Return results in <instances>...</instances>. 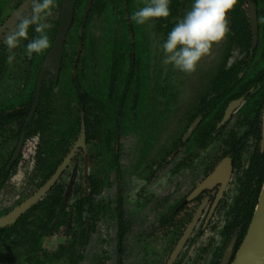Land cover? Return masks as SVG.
<instances>
[{
  "label": "flooded vegetation",
  "instance_id": "1",
  "mask_svg": "<svg viewBox=\"0 0 264 264\" xmlns=\"http://www.w3.org/2000/svg\"><path fill=\"white\" fill-rule=\"evenodd\" d=\"M92 0L89 5V0H76L73 7V20L71 23L70 28L67 31L66 38L64 40L63 44V53H62V60H61V66L59 69V73L57 74V79L54 78V76L51 73H45L43 76V83L41 86V89L43 87V84H46L47 87L50 88L51 96H49L50 103V114H48L46 120L49 122L50 128L49 130L42 132L41 130H37L36 134L32 135L29 138H25L24 131L21 132L17 138V143L12 149V147H9V145L5 143H1L6 137H15L16 133V126H18V122L11 120L8 124L6 123V126L0 125V156H6L9 153L10 160L12 158V155L16 149V146L19 142V139L21 137V134L24 133V140L23 144L21 146L20 154L18 158L10 164L9 163L6 167V171H9L14 163L18 160V163L23 160L27 161L26 164L27 167L31 165L32 172L39 167V164H37L39 161H45L46 158L49 156V154L46 152L48 151L46 147H43V144L47 142V135L50 137L52 136L51 142L53 145L58 143L60 139L62 138V131L63 128L58 123L57 125H53V95L55 89L58 87L60 93L65 92H71L74 95V99H71L73 102H75L79 107V119L81 120V114L84 115V109L83 105L84 102L82 101L81 97L84 95L85 88L90 82V89L94 86V93L90 96L92 97V103H95L97 106H102L103 102L100 101L101 99L95 97V93L98 92V94L103 91L105 98L107 100V103L112 106V104L117 103L114 101L115 98L118 96H121L123 98V101H121V105L118 106V112H121V109L124 105V102H126V94L128 92L129 87L131 86L132 82L135 85V80L130 78V76L134 73L132 67H128V72H125L126 68H119L118 63L115 61V54L116 51L112 49L111 56L108 57L109 59H106V64L101 65V46L103 42H107L112 44V46L116 49H119L120 51V40H123L124 38L121 36L122 31L120 30L121 26L119 27L120 22L123 23L126 22V24H129V20L122 15L117 17L116 19L111 20V16L115 15V12L117 11L116 5H119V2L124 4L125 2L123 0ZM127 2V0H125ZM250 1L254 2L256 4V11H257V37L254 38L252 34V28L250 23V17H249V4ZM141 2V0H140ZM180 2L182 4L180 8ZM61 3H63V0H56V7L53 9V16L49 18V21L52 25V30L48 31V35L51 42V47L54 42L56 33L59 28L60 23V11H61ZM193 3V0H177V4L174 7L173 15L167 19L164 22H160L159 20H155L154 24L156 29L163 33L164 38H167V34L169 31L173 28V26L177 23L178 20H180V15L186 13V9H190L191 4ZM99 7H102L103 9V16L97 15L98 7L95 8L97 5ZM89 5V8H87ZM96 5V6H95ZM126 5H123L125 7ZM94 12L92 13L90 19L89 15L91 14L93 9ZM82 9V10H80ZM242 9L244 11V17L248 22V26L250 28V47H249V54L246 49L241 50L240 48H234V46H237V44H234L230 42V34L228 33L229 38V48L228 52H226V56L230 55V48L236 49L238 53L237 60L234 62L228 63L229 57H226L224 60H222L220 63L217 64L216 67H213L214 70L210 68V70H195L191 74L182 73L178 70H175L173 67L170 69V88H169V102H168V114L169 116L164 117L167 120L170 121V133L171 138L168 141H165L166 144L169 143V150L168 152H163L161 156L159 157V160H155V157H146V161L142 162L141 172L147 171L148 173H145L144 176H146V182L147 184L151 182V180L157 179L159 181L160 178H168L171 179L170 183L173 185V188L171 190V193L175 192V194H179L182 192V171H191L192 169H195L197 166H195V163L202 161V156L200 157V153L204 151V153H208L211 151L212 148H215L217 142L223 143V150H221V156L222 159L218 162L217 165H207L208 167H205V175L202 176L199 184L207 177L209 176L215 168L219 164H221L224 160H230V174L227 179V183L225 186V189L222 194V198L218 201L213 211L211 210V205L213 204L215 197L218 193L219 188L221 185L217 183L211 190L202 192L199 196H196L194 198L199 197L201 203L204 199H207L205 208L208 207V212H205L204 215L206 217V220L209 221L215 217L216 213L219 211L220 207L222 208L223 202L225 200L224 194L227 192V187L232 181V177L234 175L235 170L237 169V159L234 155V143H238V147H240V155L241 158L242 154L248 149L249 144H251V152L250 157L252 156L253 152L256 150V148H260L261 151H264V145L260 144V142L263 143L262 134L264 131L263 125V118L261 117L263 108L260 111V114L258 115L259 111L257 112V108L260 107L261 103H263L264 98L262 97L264 90L262 88V84L259 82V80H256V74L251 72L249 67V56H254V54H259L263 52L264 49V31H263V21H264V13L263 9L264 7L260 4L259 0H244ZM123 10H125L123 8ZM32 11V3L31 0H0V76H3V74H6L7 77L12 78L13 75H15V72L17 71V68L13 70V67L10 66L7 62V56L9 55L8 46L6 44V39L8 35L13 31L14 26L10 24L11 18L14 15V13L19 12V15H26L31 13ZM81 14L79 15V13ZM79 15V16H78ZM111 15L109 18L108 16ZM95 16H100L102 18L101 27L97 24H93L92 20ZM228 20L230 22V17H228ZM166 22H168V26H171L170 29H167ZM17 23V22H16ZM118 23V25H117ZM114 24L115 27H117V33L120 30V33L117 35H114ZM230 25V24H229ZM111 28V29H110ZM129 28V27H128ZM166 29L167 31H165ZM95 30V32H93ZM116 30V29H115ZM166 32V34L163 32ZM70 31L74 32L73 36L68 35ZM110 32V35H109ZM131 31L129 30V39L131 42V45H134L132 42ZM230 32V31H229ZM36 33L33 31L32 28L29 29V38L31 39L34 37ZM109 35V36H108ZM120 35V36H119ZM28 41H21L20 46L13 49L12 52L15 55V60L18 61L19 58H23V47L26 46ZM48 48L45 50L42 54L36 55L34 54L31 58H28L25 54L24 57L29 60V63H27L23 67L29 72L32 69V65L34 63V60L37 58L41 59V63L39 64L38 72L41 67V64L44 61V58L47 54V52L51 49ZM87 47V50H85ZM127 47V46H122ZM87 51V52H86ZM131 55L133 51H130ZM133 57V55H132ZM133 59V58H132ZM131 59V60H132ZM13 61V62H14ZM134 61V60H133ZM22 63H18L17 65L20 66ZM120 64V63H119ZM16 65V66H17ZM92 65V72L90 70V67ZM131 65L133 66L132 62ZM238 69H234L233 67ZM34 68V66H33ZM105 68V73H102V70ZM35 71V70H34ZM29 74V73H27ZM36 74V76H37ZM29 78V77H28ZM30 78L32 76L30 75ZM106 78V84L103 85V79ZM120 78L123 79V82L120 83ZM38 76L36 77V83H37ZM105 87V90L100 89V87ZM161 90H164V84H160ZM36 89V84H35ZM34 91L31 93L30 99L28 100V103L30 102V109L27 112L25 116V122L26 119L32 109L33 103H34ZM258 90H262L263 93L258 94V100H260L259 104L254 103L255 101L252 98V95ZM70 100V101H71ZM162 97L159 100V105L162 107ZM71 101V102H72ZM41 103V90H40V101L39 105L37 107V110L32 118V120L28 123V125L37 118V112L38 108ZM69 103V102H67ZM119 103V102H118ZM132 104H136V97L133 95L132 98ZM250 104L249 107L247 105ZM118 105V104H117ZM22 106V105H21ZM122 106V107H121ZM264 106V105H263ZM24 107V106H23ZM69 104H64L62 107V113L64 114L69 109ZM117 110L116 114H117ZM230 110V114L226 116V112ZM135 112V108H132V113ZM11 111H7L4 114V117L9 119ZM77 115V116H78ZM260 116V121H258V118ZM64 120V119H63ZM85 120V115H84ZM106 120H108L110 123L109 129L111 128L110 133L113 135V137L118 136V125L120 122V113L116 115L115 118L113 117H106ZM65 122V121H62ZM25 125V123H24ZM86 126V121H85ZM98 127V125H95ZM194 126L193 131L187 134L188 129ZM54 127L55 134L52 133L51 129ZM242 127V129H241ZM96 128V127H95ZM241 129V133L238 134L237 130ZM165 128L162 131H164ZM96 135L98 137H101L103 135V132L96 131ZM169 133V134H170ZM80 134V129H79ZM79 134L77 138L79 137ZM128 132L124 133V138L128 139ZM259 136V138H258ZM77 138L73 142V144L76 142ZM46 140V141H45ZM98 140V138H97ZM117 140V139H116ZM96 141V140H95ZM255 141L258 143V145H255ZM97 142V141H96ZM94 145L87 144V130H86V150L83 151L82 149H79L74 156L71 158L69 164L66 166L65 170L61 174L58 181L54 184V186L51 187V189L46 193V195L39 200L36 204L33 205V207H30L24 214L18 217L17 221H15L12 225L6 226L3 229L7 228V234H15V229L12 227L14 225H17L18 222H21V225L23 227H27L31 225L33 228L31 231H34V239L33 243L39 239L40 237V247L37 246V248H40V251L38 253L39 257H53V254H57L58 257H55L56 259H51V264H53L55 261H59L61 258L60 256L64 254L67 250H59L57 251H48L45 247V240H50L51 237L56 235L57 231L65 234L68 236L70 234V239L68 240V246H74L75 244H83L81 247H83L88 239L87 235L88 232L93 229L95 230V227L98 225V220L100 218H110L111 220L115 221V230L116 234L114 238H112L115 241V244L117 245V252L118 256L114 258L116 264H122V259L119 258V255L121 253L123 240L125 239V229L126 228H120L121 223L124 225L126 224L125 214H123L122 206H117V204H120L121 202H124L123 198L121 197V191L118 188L117 195L114 198V209L112 213H106L108 208L103 207V203L105 201L100 200L101 197L105 196L103 195L106 186L103 185L104 182L102 181V177L104 178L103 171L101 170V167L98 165L91 164L88 167L86 164L88 163L89 159L86 158V156L89 155V158L92 154H97L95 151V143ZM183 142V143H182ZM163 142H161L162 144ZM73 144H71V148L73 147ZM190 144V145H189ZM244 144V145H243ZM94 147V148H93ZM117 147L115 145V156L117 158V162H119V156L117 152ZM12 149V150H11ZM11 151V152H10ZM69 151L63 156L62 160L55 166L53 172L51 173L50 177H48L47 180L42 181L40 177H38V180L34 184V189L32 192H29L25 196H17L15 200H13L11 203H6V205L1 207L0 209V218L8 215L11 213L16 207H18L20 204H22L25 200L32 197L37 191L43 187V185L52 177V175L55 173V171L58 169V167L63 163L64 159L68 155ZM43 152V153H41ZM41 158V159H39ZM86 159L88 160L86 163ZM76 160H78L76 162ZM250 160V159H249ZM90 163V162H89ZM150 164V165H148ZM199 164V165H200ZM249 164V163H248ZM18 165V164H17ZM88 165V164H87ZM9 167V168H8ZM17 167V166H16ZM8 168V170H7ZM247 169V167L244 169L242 176L237 177V186H239L240 179L243 178L244 172ZM16 170V168H15ZM207 170V171H206ZM153 173H152V172ZM14 172V171H13ZM151 172V173H150ZM91 176L96 179L99 182V188L96 193L93 192L92 187V180ZM140 180H142L141 176H139ZM9 178V177H8ZM119 178V177H115ZM105 179V178H104ZM174 183L172 180H174ZM8 180V179H7ZM6 180V181H7ZM81 181L83 184H81ZM153 181V182H154ZM169 182V181H168ZM6 183V182H4ZM198 184V183H197ZM198 184V185H199ZM197 185V186H198ZM156 186V184H153L150 186L149 192H147L145 189L140 188V192L136 193L135 196L137 198V194L140 198L141 195V203L139 206H142V211L140 213L142 219L146 217V213L143 211L146 209L147 205L150 203L151 200V191L153 190V187ZM195 186V184L193 185ZM196 186V187H197ZM195 187V188H196ZM60 188V199L57 200V206L55 207V214L54 217L48 222V218L36 219L39 218L38 215H45L47 213V210H41V213H39L34 207L38 205L47 195L52 192L53 190H58ZM195 188L191 191V193L185 197H174L177 201L174 202L172 208L168 209L169 211L165 210V215L163 217L158 216L159 218V224L161 225V228H166L170 225L171 220H173L174 215L177 216L178 213L182 212V209L188 202H193L195 199H190V195L195 190ZM2 191V189H1ZM83 191V192H82ZM106 197V196H105ZM202 197V198H201ZM135 198V199H136ZM57 199V198H56ZM194 199V200H193ZM193 200V201H192ZM167 201V203H165ZM170 201V196L166 198L159 199L157 210L159 209V206L164 205L165 207H168L167 204L172 203ZM195 202V201H194ZM96 204H99L100 207L97 209L95 208ZM156 210V211H157ZM155 211V212H156ZM39 213V214H38ZM157 213V212H156ZM172 215V218H171ZM203 214H201L200 218ZM203 215V216H204ZM144 217V218H143ZM228 217V215H227ZM34 218V219H33ZM171 220L169 221V219ZM193 218V217H192ZM227 220L224 222L221 230V236L223 232V228L226 227ZM192 221V219H191ZM190 221V222H191ZM200 219L198 220L197 225L195 226L192 234L190 235L189 239L193 235L194 231L197 229L198 224L200 223ZM189 222V223H190ZM40 225V226H38ZM240 231V228H237L233 231V234ZM30 232V231H29ZM184 233V232H183ZM182 233V235H183ZM239 234V233H238ZM182 235L179 237V239L182 237ZM234 238V236H232ZM232 238V239H233ZM238 238V236H237ZM178 239V241H179ZM188 239V240H189ZM222 239V238H221ZM231 239V238H230ZM229 239V240H230ZM231 239V240H232ZM188 240L184 244L182 250L180 251L179 255L171 261V255L174 251L178 241L174 245L173 250L171 251L169 258L165 264H179L175 263L176 260L181 256ZM225 241L224 244L228 243L230 244V241ZM106 242V241H105ZM107 243L108 240H107ZM237 243V240H236ZM235 243V246H236ZM110 244V243H109ZM112 244V243H111ZM144 254L147 256V252H145L146 244H144ZM30 248L33 247L36 248L35 244H30ZM77 246V245H76ZM234 246V249H235ZM228 248V246H227ZM226 248V249H227ZM62 253H60V252ZM222 252V250H221ZM221 252L219 248L217 249V258L214 257V260L218 261L219 256L221 255ZM225 252V251H224ZM224 252L222 253V257L224 255ZM214 255V253H213ZM234 255V250L232 257L230 258V261L228 264L231 263ZM121 256V255H120ZM83 255L80 254L79 259H83ZM217 264H221V260Z\"/></svg>",
  "mask_w": 264,
  "mask_h": 264
},
{
  "label": "rangeland",
  "instance_id": "2",
  "mask_svg": "<svg viewBox=\"0 0 264 264\" xmlns=\"http://www.w3.org/2000/svg\"><path fill=\"white\" fill-rule=\"evenodd\" d=\"M123 1L125 2L124 4L119 2V5L115 6L117 11L115 12V15H110V19L113 20L119 16H121V19L124 14L129 20L130 26H128L131 28L130 37L133 35L131 39L134 43L132 49L133 57L130 54L131 52L128 51L130 47H123L121 52L122 56L120 57L121 63L119 65L121 68H126L125 72H128V67H132L134 73L130 78L135 80V85L132 82L129 87L126 94V102H124L120 112L121 120L118 125L117 140L115 138L111 140L112 137L109 135L107 140H101L100 143H98L99 147L104 149L100 163L102 166H106L103 173L105 179L102 177V181L104 182L103 185L107 188L103 193L106 197L103 196L100 200L105 201L103 207H106L109 210L106 213H112L114 209V198L117 195V187H119L124 202H121L120 204H117L116 202V205L122 206L124 211L123 214H125L126 219V229L124 231L126 236L121 245V256L119 255V258L122 259V264H165L174 245L185 231L192 217L196 214V210L200 206L199 197L201 195L194 198L195 200L193 199L195 202L193 200V202H188V204L182 209L181 213H178L177 216L174 215L173 220H171V215V218L169 219L171 222L167 227V230L164 227L163 229L161 228L158 216L163 217L165 215L164 211H169L168 209L172 208L174 205L173 203L177 201L174 197H181V195L182 197H185L191 193V191L199 184L202 176L205 175L204 168L208 167L207 165L213 166L218 164L222 159L221 150H223L224 145L222 142H217L215 148H212L208 153H204V151L200 153V157L202 156L203 158L202 164H200V158V165L195 163V166H197L195 169H192L191 171H182L181 193L177 195L175 192H173V194L171 193L173 185L170 183L171 179H169V177H164L163 179L160 178L159 181H157V179L154 181L153 179L147 184L146 176H144V174L148 172H141L140 167L142 166V162L146 161L147 156H153V158L155 157V160H159L161 154L164 151L168 152L167 150H169V143L166 144L165 141H167V139L169 141L171 138L170 121L164 117L169 116V80L171 74L170 69H172V66H165L162 63V44L166 39L164 38L163 33L156 29L154 24L155 20H151L144 25H138L131 19L132 14L144 6L145 0H141V2L140 0ZM123 5L126 6L123 7ZM123 8L125 10H123ZM188 10L190 9H186V12ZM182 17L183 15L181 14L180 19ZM92 22L101 27L102 18L100 16H95ZM112 25L114 26V34L117 27H115L114 24ZM121 25L122 23L120 22L119 26ZM50 30H52V28L48 31ZM93 32H95V30H93ZM73 35L74 32L70 31L68 38ZM228 41L229 38L227 34L226 38L214 44L210 53L203 57L198 63L196 70H210V68L214 70L213 67H216L217 64L226 57H229L227 58L228 63L237 60L240 53H238L236 49L230 48L231 54L226 56V52H228L227 50L229 48ZM100 46L102 51L100 64L105 66L106 59H109L108 57L111 56V51L114 47L107 42H103ZM85 50H87V47ZM22 51L23 58L18 57V61H14L10 65L13 67V70L17 68L16 65L19 62L22 63V66L29 63V60L24 57L25 47H23ZM131 62L133 66L131 65ZM90 70L92 72V65ZM104 71L105 68L102 70V73L106 74ZM31 72L32 74L27 75L29 78L23 76V73H20L21 75H13L12 78L7 77L6 74L0 76V108L2 110L5 108H18L19 106L26 104L30 99L33 85L32 82L35 74L33 66ZM30 75L32 78H30ZM102 82L103 85H105L106 78L103 79ZM122 82L123 79L120 78V83ZM162 83L164 84V90H161L160 88V84ZM90 85L89 82V88ZM86 89L89 93H94V86L91 89ZM100 89L105 90V87H100ZM94 95L98 99L105 96L103 91L99 94L97 92ZM119 95L120 93L116 97V101H118V97H120ZM133 95L136 97L135 105L132 104ZM161 97L164 99L162 101V107L159 105ZM71 99H74L73 93H60L58 87L55 89L52 112L53 125L59 123L63 129L67 128L66 123L62 122L63 119L65 120V115L61 110L64 104H69L72 115H78L79 107ZM132 108H135L134 113H132ZM263 116L264 114L262 111L261 117L263 118ZM164 128L165 130L161 133V130ZM263 128L264 127H262V129ZM241 129L237 130L238 134L241 133ZM51 131L55 134L54 127ZM127 132L129 133L128 139L123 137L124 133ZM13 138L14 139H10L9 142L5 143L9 145V147H12V149L17 143V137L15 136ZM51 140H53L52 136L49 137L47 135V141L50 142ZM2 142L4 141H1V143ZM161 142L163 143L161 144ZM260 144L262 145L263 143L260 142ZM110 145H112L114 150L115 145L118 146L117 156H119V162L115 159L114 150L112 148L109 150L108 146ZM255 145H258L256 141ZM251 146L252 145L249 144L248 149L242 154L240 160L237 161V169L234 172L231 183L227 187L226 194H224L225 200L222 208L220 207L215 217L208 222L204 215L205 212H208V207L202 210L204 216L202 215L200 218L201 221L198 224L197 229L188 240L181 256L175 263L212 264L215 262V264H217L220 262L222 253L229 245V242L224 244V240L221 236L222 226L227 219V213L230 211L229 209L237 195V177L242 176L244 169L248 166ZM99 151L101 152V149ZM112 153H114V159ZM86 158L89 159V161L86 159V163L88 161V165L86 164V166H91V164H93L92 158H89V155L86 156ZM77 161L78 160H76V162ZM26 162L27 161L21 160L18 163L16 170L9 176L4 184L2 191L0 192V209L2 206L4 207L6 203H11L15 200L18 195L23 197L33 191L34 184L38 180L39 175L35 170L32 172L31 165L27 167L28 164H26ZM102 166L100 167L103 168ZM116 176L119 178H115ZM139 176H141L142 180L138 179L140 178ZM172 181L174 183L175 179ZM81 184H83L82 181ZM153 184H156V186H152V198L146 209L143 211L146 213V217H143V220L141 217L142 213H140L143 208L142 206H139L141 203V195L139 198L137 194L136 198L135 194L140 192V188L149 192V190H151L150 186ZM194 184L195 186H193ZM168 196H170V201L172 202L174 200V202L167 204L168 207H165L164 205L159 206V209L157 210L159 199L161 200ZM165 203H167V201ZM98 207H100L99 204H96L95 208L97 209ZM238 233L239 231L237 230L233 236L237 237ZM115 234V221L110 218H100L95 230L93 231V229H91L88 232V241L83 247H81L83 245L81 243L80 245L75 244L74 246H68V240L71 236L70 234L66 236L61 230L60 232L57 231L56 235L51 237L50 240H45L44 247L50 252L57 251V249L60 251L62 249L64 251L67 250L60 256L61 259L55 261L53 264H116L114 258L118 256V250L114 241L115 239H112ZM232 238L233 237H231V239ZM107 240L110 244L107 243ZM144 244H146L145 252H147V256L144 254ZM218 248L220 252L222 250L221 255L218 258L219 262L214 260ZM80 254L84 256L83 259H79Z\"/></svg>",
  "mask_w": 264,
  "mask_h": 264
},
{
  "label": "trees",
  "instance_id": "3",
  "mask_svg": "<svg viewBox=\"0 0 264 264\" xmlns=\"http://www.w3.org/2000/svg\"><path fill=\"white\" fill-rule=\"evenodd\" d=\"M244 0H237L236 5L234 8L229 12L228 17H230L229 22V28H230V42L234 44H237V46H234V48H240L241 50L246 49L249 54V47H250V28L248 26V22L244 17V11L242 9ZM260 4L264 7V0H259ZM177 4V0H170V12L171 15L167 18L169 19L173 15V10L175 5ZM97 5V4H96ZM95 5V6H96ZM182 4L180 2V8ZM98 11L96 12L97 15L103 16V8L99 7L98 5L95 7ZM93 9L91 14L89 15V19L94 12ZM82 10V9H80ZM264 13V9H263ZM81 12L79 13V15ZM78 15V16H79ZM110 15L108 16V18ZM167 19H156L160 22H164ZM168 22H166L167 29H170L171 26H168ZM120 27V26H119ZM126 24V22L121 25L120 30L122 31L121 36L124 38L123 40H120V51L119 49H115V61L118 63H121L120 57L122 56V46L130 47L128 51H132L133 45H131L130 39H129V30L131 31V28ZM263 31H264V21H263ZM120 30L118 33H120ZM167 31L166 29H164ZM163 30V32H164ZM117 29L115 30L114 35H117ZM166 34V32H164ZM264 33V32H263ZM120 36V35H119ZM165 36V35H164ZM166 37V36H165ZM264 46V44H263ZM249 67L251 72L256 74V80L262 84V88L264 90V49L261 55L254 54V56H249ZM41 63V59L37 58L34 60V63L32 66H34L33 71L35 70V74L33 77V85H32V92L35 89L36 84V74L38 72L39 64ZM120 68V66H119ZM239 68V67H238ZM233 67L234 69H238ZM23 73V76H27L29 74H32L31 70L27 72V70L22 66L17 65V71L15 72V75ZM29 73V74H27ZM21 75V74H20ZM28 77V76H27ZM26 77V78H27ZM86 88H89V82L86 86ZM85 88L84 95L81 97L82 101L84 102L83 109H84V115H85V121H86V130H87V144L94 145L95 143V151L97 154H92L90 158H92V163L94 165L102 166L101 161V155L103 154L104 149L99 147L100 141L107 140V137L111 135L113 140L115 136L110 133L111 128L109 129L110 123H108L106 120V117H113L115 118L118 112V106L121 105V101H123V98L120 96L118 97V102L116 101L115 96L114 101L117 103H113L112 106H110L107 103V100L104 97L100 98L103 102L102 106H97L95 103H92V97L90 96V93ZM31 92V93H32ZM263 93L262 90H258L252 95V98L256 103L259 104L260 100H258V94ZM49 96H51L50 88L46 86V84H43V87L41 89V103L38 108L37 112V118H35L29 125L25 126V116L27 112L30 109V102H26V104L19 106L18 108H0V125L6 126V123L11 120L18 122V126H16V133L14 136L18 138L19 134L24 131L25 138H29L32 135L36 134L37 130H41L42 132H45L49 130L50 125L49 122L46 120L48 114H50V103ZM264 98V93L262 95ZM1 104V103H0ZM118 104V105H117ZM264 100L263 103H261L260 107L257 108V112L259 111L258 115L260 114L261 109L264 107ZM24 106V107H23ZM250 104L247 105L249 107ZM122 107V106H121ZM117 110V114L116 111ZM11 111L9 113L10 118L7 119L4 117L5 112ZM65 115V123H66V129H63L62 131V138L58 143L52 146V142L47 141L45 144H43V147H46L48 151H46L50 156H48L45 161H39L37 164H39V167L35 169V171L38 173L40 179L42 181H45L50 177L51 173L53 172L55 166L62 160L63 156L69 151L71 144L75 141L79 134L80 129V119L79 115H72L70 108L67 110V112L64 113ZM258 121H260V116L258 118ZM8 122V123H9ZM7 123V124H8ZM95 125H98L95 126ZM96 127V128H95ZM96 131L103 132V135L101 137H98L96 134ZM16 138V140H17ZM98 138V140H97ZM259 138V136H258ZM11 137H6L2 143L9 142ZM14 139V138H12ZM96 140V141H95ZM46 141V140H45ZM112 143V142H111ZM183 143V142H182ZM244 145V144H243ZM234 150H235V157L237 160H240V147H238V143H234ZM109 150L111 148L114 150L112 145L108 146ZM14 148V147H13ZM101 149V152L99 151ZM108 150V151H109ZM99 151V152H98ZM115 152V150H114ZM43 153V152H41ZM9 155V156H8ZM6 157L0 156V192L1 189L4 186V182L8 179V177L15 171V168L18 164V160L14 163L12 168L9 171H6V167L10 160V155L8 154ZM114 153H112V157L114 159ZM49 158V160H48ZM41 159V158H39ZM115 159L117 160L116 156ZM47 161V162H46ZM101 170L104 173V170L106 166H102ZM91 182L93 187V192L96 193L99 188V182L94 179L91 176ZM264 181V151H261L260 148H256V150L253 152L252 156L250 157L249 164L247 166V169L244 172L243 178L240 179L239 186H237V195L236 198L229 209L230 211L227 213V224L226 227L223 228V234L222 238L226 242L234 235L233 231L237 228H240L237 243L234 249V255L241 245L245 235L246 231L248 229V226L250 224V221L252 219V216L254 214V207L257 203L258 194L260 191V188L262 186V183ZM60 188L58 190H53L50 192L47 197H45L38 205L34 207L39 213H41V210H47L45 215H38L39 218L36 219H43L48 218V222L52 220L55 214V207L57 206V200L60 199ZM57 198V199H56ZM34 219V218H33ZM40 226V225H38ZM126 225L121 223L120 228H125ZM15 229V234H7V228L0 231V264H51V259H56L55 257H58L57 254H53V257H39L38 253L40 251V237L39 239L33 243L34 239V231L31 225L27 227H23L21 225V222H18L17 225H14L12 227ZM30 231V232H29ZM30 244H35L36 248H30ZM121 246V245H120ZM233 255V257H234ZM217 258V254L215 255ZM212 264H215L212 263Z\"/></svg>",
  "mask_w": 264,
  "mask_h": 264
},
{
  "label": "clouds",
  "instance_id": "4",
  "mask_svg": "<svg viewBox=\"0 0 264 264\" xmlns=\"http://www.w3.org/2000/svg\"><path fill=\"white\" fill-rule=\"evenodd\" d=\"M31 3V13L16 16L17 23L6 39L9 64L15 60L12 50L19 47L21 41H28L25 46L28 58L51 47L48 30L52 25L48 21L53 16L56 0H31ZM236 3L237 0H193L190 10L177 21L162 44L163 65L182 73H193L213 45L226 38L230 31L228 14ZM169 5L170 0H145L131 19L138 25L167 19L171 15ZM30 28L36 33L31 39Z\"/></svg>",
  "mask_w": 264,
  "mask_h": 264
},
{
  "label": "water",
  "instance_id": "5",
  "mask_svg": "<svg viewBox=\"0 0 264 264\" xmlns=\"http://www.w3.org/2000/svg\"><path fill=\"white\" fill-rule=\"evenodd\" d=\"M76 0H63L61 3V11H60V23L59 28L56 33L54 42L52 44L51 49L47 52L43 63L41 64L39 74H37L38 79L36 83V89L34 92V103L32 109L26 119L25 126L32 120L37 107L40 101V90L43 83V78L45 73H51L55 79H57V74L59 73V69L61 66L62 60V53H63V44L66 38V34L68 29L71 26L73 20V7ZM92 0H89L88 4L90 5ZM89 5L87 8H89ZM19 15V12L14 13L11 18L10 24L14 26L17 22L16 16ZM249 17L250 23L252 28L253 37L256 38L257 36V11H256V4L250 1L249 4ZM230 110L226 112V116L230 113ZM264 114V109H263ZM263 124H264V116H263ZM264 126V125H263ZM194 129V126H191L187 131V136L190 134ZM264 139V131L263 136ZM24 140V133L21 134L19 142L16 146V149L12 155L10 160V164H12L19 156L21 146ZM86 126L83 113L81 114L80 120V134L77 138L76 142L73 144V147L69 151L68 155L64 159L63 163L58 167L52 177L41 187L37 193H35L32 197L25 200L22 204L16 207L11 213L8 215L0 218V229L12 225L15 221H17L18 217L24 214L30 207H33L39 200H41L46 193L51 189L52 186L58 181L61 174L65 170L66 166L69 164L71 158L74 154L79 150L82 149L83 151L86 150ZM264 145V140H263ZM9 168V167H8ZM7 168V170H8ZM222 180L218 181L217 178L221 175ZM230 174V160H224L221 164L217 166L213 170V172L207 176L192 192L190 195V199L200 195L204 191L211 190L217 183L221 185L218 190V193L215 197L213 204L211 205V210L215 208L218 201L222 198L223 191L225 189L228 176ZM207 199H204L200 206L197 208L196 214L193 216L192 221L187 225L182 237L179 239L174 251L171 255V261H173L182 250L184 244L189 239L190 235L192 234L195 226L200 219L201 214H203ZM254 214L246 231V235L237 249L232 261L230 264H264V181L260 188L257 203L254 207ZM208 222V221H207ZM237 237H234L228 248L225 250L224 255L221 260V264H228L230 258L232 257L234 246L236 243Z\"/></svg>",
  "mask_w": 264,
  "mask_h": 264
},
{
  "label": "bare ground",
  "instance_id": "6",
  "mask_svg": "<svg viewBox=\"0 0 264 264\" xmlns=\"http://www.w3.org/2000/svg\"><path fill=\"white\" fill-rule=\"evenodd\" d=\"M219 173H220V172H219ZM220 175H221V173H220ZM222 177H223V176L221 175V178L218 177L217 180H218V181H221V180H222Z\"/></svg>",
  "mask_w": 264,
  "mask_h": 264
}]
</instances>
